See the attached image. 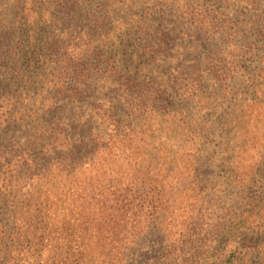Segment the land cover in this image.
I'll use <instances>...</instances> for the list:
<instances>
[{
    "label": "trees",
    "instance_id": "16d2710c",
    "mask_svg": "<svg viewBox=\"0 0 264 264\" xmlns=\"http://www.w3.org/2000/svg\"><path fill=\"white\" fill-rule=\"evenodd\" d=\"M54 1L57 5L64 3ZM209 11L215 16L209 23L212 29L207 30L201 14ZM223 14L214 9L197 12L190 8L186 17L195 36L217 39L224 35L221 28L228 19ZM39 15L42 13L37 18ZM253 20L251 28L256 26ZM148 29L143 23L133 32H124V44L137 40V34L142 54L149 55V60L141 63L135 54H124L132 66L135 63L138 68L156 69L161 48L179 59L180 43L174 42L169 32L157 28L151 33ZM38 46L28 61L32 68L36 50L43 51V73L21 79V84L26 82L27 92L4 90L6 94L0 96V264H109V254L136 255L140 241L150 236L155 237L154 247L136 264H201L195 253L186 255L185 247L190 248L191 243L206 248L208 242L217 241L224 229L221 217L217 220L200 209H187L183 206L185 196L178 191L202 164L199 158L195 161L183 151L185 143L179 144L181 153L178 148L165 147L159 138L158 143L145 142L142 135L153 137L159 129L154 126L152 113L165 112L163 115L172 117V131L188 143L186 150L188 146L192 150L198 140H208L215 134L213 124L187 120L192 112L188 107L191 96L204 86L206 78L229 86L232 74L238 70L228 69V61L214 52L215 56L199 60L190 71L183 70L182 82L175 73L166 79L156 77L155 81L127 72V103L119 97L110 108L93 107L89 117L69 120L75 117L67 106L87 96L93 82L89 69L97 66L93 68L88 53L62 46L58 53L47 43ZM251 47L249 56L259 55L254 43ZM117 55L108 66L115 72ZM259 59V78L264 79V52ZM27 72L24 69V76ZM53 74L57 76L51 79ZM7 81L13 85L12 77ZM140 89H146V94ZM149 101H166L171 107L168 111L157 107L150 111L146 108ZM180 101L188 102L186 109L176 106ZM144 113L145 122L140 123ZM181 113L185 119L180 118ZM94 121L98 126H93ZM200 151L202 156H214L202 147ZM129 152L141 156V162L137 168L123 169L121 159ZM176 209L183 210L186 220L172 227V216L179 217ZM143 215L149 218V228L142 229V236L135 239L141 221H145L138 219ZM124 240L129 245L123 246ZM252 244L254 241L245 236L240 249L250 250ZM234 256L237 259L238 255Z\"/></svg>",
    "mask_w": 264,
    "mask_h": 264
},
{
    "label": "rangeland",
    "instance_id": "374dc122",
    "mask_svg": "<svg viewBox=\"0 0 264 264\" xmlns=\"http://www.w3.org/2000/svg\"><path fill=\"white\" fill-rule=\"evenodd\" d=\"M64 3L57 5L54 0H0V96L6 94L4 90H29L26 82L21 84L20 81L27 80L30 74L43 73V51L36 50V64L32 68L28 59L31 52L44 43L52 44L58 53L61 46L69 51L88 53L93 68L102 65L100 69H89L93 82L83 100H76L67 106L73 109L71 114L75 117L69 120L79 116L89 117L93 107L105 105L110 108L119 97L127 103L125 79L128 73L155 81L156 77L166 79L175 73L182 82L183 70L190 71L199 60L219 52L218 55L228 61V69L233 71L234 68L238 72L232 74L234 77L229 86H221L206 78L204 86L191 96L188 107L192 112L186 118L188 121L194 119L199 122L200 119L213 124L212 133L215 134L208 140H198L192 150L189 146L186 150L188 143L181 141L182 135L170 128L172 117L161 112L151 116L155 128L159 130L153 137L152 134H144L142 138L146 139L145 142L157 143L159 138L168 149L178 148L195 161L199 158L198 163L202 164L193 177L181 184L178 192L185 196L183 206L196 211L200 209L206 216L212 214L214 219H221L224 229L218 233V240L208 242L206 248L190 243V248L185 247L188 251L186 255L195 253L201 264H264V79L259 78V58L264 52V0H64ZM190 8L197 12L206 9L223 12L228 17L224 28H221L224 35L221 38L219 35L217 39L195 36L193 25L186 17ZM40 12L42 15L37 18ZM201 15L205 18H201L205 29H212L209 23L215 16L213 12ZM250 19L257 21L254 28H251ZM143 23L150 27L148 31L151 33L157 28L169 32L172 40L180 43L179 59L161 48L156 69L138 68L135 63L132 66V61L127 60L124 54L129 57L135 54L141 63L149 60V55L142 54V43L137 34H133L137 40H128L124 44V32H133ZM253 43L259 55L250 57L248 52L253 47L249 49V46ZM116 54L119 59L116 62L117 72L108 68ZM48 63L47 57L45 65ZM50 65L53 66L52 61ZM24 69L28 71L25 76ZM55 75H51V79ZM6 77L9 82L13 78V85L8 84ZM140 91L146 94L147 90ZM154 97L151 95V98ZM187 103L180 101L176 106L186 109ZM155 107L168 111L171 105L166 101H149L146 104L147 110L153 108L154 111ZM143 117L140 123L145 122V113ZM180 118L185 119V114L181 113ZM93 126H98V122L94 121ZM183 143L182 151L179 144ZM201 147L214 156H202ZM141 158L125 153L121 159L123 169L130 166L137 168ZM183 187L190 190L186 192ZM175 213L179 217L172 216L171 226L186 220L183 210L176 209ZM138 219L145 221H141L140 234L135 239L142 236V229L146 231L149 228V218L143 215ZM245 236L254 241L250 250L240 249ZM155 241L153 236L140 241L136 255L127 256L122 252L109 254V264L141 263L144 253L152 251ZM125 245L129 243L124 240ZM234 255L239 258L234 259ZM232 259L233 263L230 262Z\"/></svg>",
    "mask_w": 264,
    "mask_h": 264
}]
</instances>
